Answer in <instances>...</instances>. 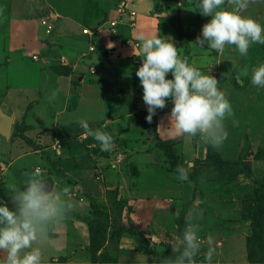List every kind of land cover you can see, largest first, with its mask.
Returning <instances> with one entry per match:
<instances>
[{"label": "rangeland", "instance_id": "rangeland-1", "mask_svg": "<svg viewBox=\"0 0 264 264\" xmlns=\"http://www.w3.org/2000/svg\"><path fill=\"white\" fill-rule=\"evenodd\" d=\"M121 1L92 0L96 6L90 13L92 22L96 24L101 22L100 27L106 29L108 21H118L124 17L118 12ZM136 1L132 9L141 15L145 14L147 7L153 8L152 0ZM172 1L177 3L178 9L190 12L189 15H182L179 11L175 17L167 18L170 23H175L177 26L178 35L185 38L186 43L176 45L178 53L182 57H187L190 63L193 61V64L201 71L215 76L218 80V88L231 102L233 114L226 117L224 121L228 136L219 147L209 144L200 133L194 136L188 135L190 143L185 145L182 139L178 138L173 142H163L155 131L154 115L152 121L148 122L145 120L146 113L137 112L134 115V118H137L135 120L137 124L132 136H142V138L136 146L134 145L135 148L132 149L134 152L132 155H125L126 151L122 148L123 141L120 139L117 142L119 147L116 148V146L112 150L115 160L125 166L121 167L124 174L119 173L125 193L124 191L120 193L113 188L107 190L104 198L99 199V202H95V207L103 221L107 223V227L103 231L105 239L103 234L102 236L97 234L94 237V244L92 243L88 248L87 257L89 260L112 261L122 249H144L152 253L149 256L151 264H165V258L175 257L177 254L176 248L179 242L176 237L182 233L187 223L195 222L199 225L198 235L201 238L200 249L195 257L197 264H264V224L260 223L264 219V159L255 156L258 151L264 150V87L251 83L252 68L264 63V44L253 43L246 56H242L234 45L227 44L223 51L207 48V45H204L202 49H193L191 41L200 34L202 24L210 17L198 11L196 0ZM144 3L147 6L143 5ZM46 4L48 8L43 7L42 14L55 10L54 5H56L65 16L63 22L68 19H79L83 22L81 11L84 6H90V0H46ZM220 7L232 10L233 0H224V4ZM241 12L264 24V0H248L247 7ZM54 15H50L54 21L51 34L55 30L56 16ZM83 17L86 18V16ZM10 18L11 20L13 18L11 14L0 10V29L11 38V33H15L16 30L9 29ZM11 24L12 27H16L18 22L12 21ZM124 26L126 24L117 26V36L119 27ZM98 27L99 24L96 27L90 25V28ZM108 29L111 31L112 28L108 27ZM19 36L18 42L13 44H19L21 40L25 41V35L21 33ZM43 37L47 38L44 35ZM97 38L98 31L94 40L87 39V46L83 45L84 48L78 49V53L84 52L86 56L92 55L95 60L97 59L88 61V66H74L75 55H68L65 59H61L62 64L58 67H53L54 65L47 62L41 69H47V71L54 69L61 73V70L68 71L74 66L75 72L79 70H85L89 74L100 72L104 64L101 59L104 57L102 53L107 50L100 47ZM90 44L94 45L95 51L89 50ZM35 50V48H29L25 55L22 51L16 53L17 56L23 54V58L30 62L31 67H34L31 54L35 53L37 58L41 55L37 52L38 48L37 51ZM62 53L64 54H59L60 58L66 55L65 52ZM245 69H247L246 72ZM92 70L95 72L92 73ZM233 75L236 76L235 83L230 79ZM236 82L242 85L243 89H237ZM2 95L3 93L0 92V100ZM41 102L43 103L44 100ZM105 112L108 114V110ZM87 115H92L94 120L104 116L103 113ZM20 121L21 119L18 118L8 140L13 148L16 146V149L10 150L16 156L15 162L26 156L32 157V154H29L32 150L24 133L26 128L19 125ZM49 130L50 128L43 131ZM100 148L90 149L96 159L100 153L108 154V151L101 150V152ZM134 157H136L135 160ZM1 166L0 164V169H2ZM37 167L42 169L45 176L50 174V171L46 172L39 165L33 167V170L35 171ZM179 167L187 169V179L178 178ZM140 168L136 177L131 179L129 174ZM25 174L26 172H23L26 178ZM60 175L61 173L57 172L55 179L58 187L64 185V179H58ZM256 178L261 179V183L255 181ZM127 184L130 188L125 186ZM134 199H141L145 204L153 201L154 203H151L153 205L147 204V209L153 214L148 215L147 218L140 216L139 219L142 220L133 219L131 213L134 208L128 203ZM140 209L141 207L137 208L139 213ZM91 211L90 206L84 215L89 218ZM190 213H197V215H190ZM256 229L261 233L260 244L257 246L258 249H255L260 253L258 263L251 262L248 255L253 249L252 238L255 237Z\"/></svg>", "mask_w": 264, "mask_h": 264}, {"label": "crops", "instance_id": "crops-1", "mask_svg": "<svg viewBox=\"0 0 264 264\" xmlns=\"http://www.w3.org/2000/svg\"><path fill=\"white\" fill-rule=\"evenodd\" d=\"M152 1L153 8L147 7L148 10L141 15L132 9L133 3L137 1L127 0L128 11H125L122 15L124 17L118 21L110 20L115 21L114 28L110 31L108 29L111 28L110 21L107 22L106 29L100 27L101 22H97L99 24L97 29L90 28V25L92 27L97 25L96 22H92V16L90 17L91 10L96 7L92 0L89 7L82 8L83 22L79 19H68L63 22L65 16L56 5H54L55 10L42 14V8H48L46 0H0V10L13 16L12 20L11 18L9 20V29L16 30L15 33H11L10 38L0 29V92L3 93L0 100V164L2 165L0 198L4 202H9L6 186L11 183L19 185L25 179L23 172L34 171L33 167L39 165L46 172L50 171L46 178L54 187H58L55 181L57 172L61 173L58 179L63 178L64 185L58 188L67 189V198L74 204L60 223L50 227L49 239L42 245L43 264H151L150 254L139 249H122L112 261L89 260L87 256L90 247V230L87 221L91 215L88 218L84 214L90 209V197L102 199L107 190L113 188L125 193L120 181V174H124L121 167L125 166L115 160L112 150L120 139L123 141L122 148L126 151L124 154L132 155L134 152L132 149L142 138V136H132L137 124L134 115L140 111L146 113V105L142 100V85L136 75V69L142 63V57L135 54L139 50L140 43L137 33L143 31L149 35L159 29L158 34L171 38L175 45L180 46L185 42V38L178 35L179 30L175 23H170L167 18L175 17L179 11L182 15H189V10L178 9L177 3L172 0ZM129 11H134L135 14L131 15ZM50 15L56 16L55 30L52 34L50 32L54 21ZM43 20L51 24L49 31L42 23ZM12 21L18 22V25L12 27ZM85 21L87 23H84ZM121 24L126 26L119 27L117 36L116 28ZM85 28L91 34L83 33ZM97 31L98 44L102 49L107 50L102 53L104 56L101 57L104 63L102 70L95 74H89L85 70L75 72L74 66H88V61L95 60L92 55L89 57L84 52L78 53V49L87 46V39L94 40ZM21 33L26 36L25 41L21 40L19 44H13L18 42ZM91 47L94 49V45L90 44L89 50L95 51L91 50ZM29 48H35V51L38 48L37 52L41 54L35 59L32 56L36 54H31L34 67L23 58ZM18 51H22L24 55L17 56ZM62 52L66 55L60 58L59 54H64ZM68 55H75V64L70 70L63 69L60 73L54 69L48 71L41 69L47 62L54 65L53 67H58L62 64L61 59H65ZM191 63L193 64V61ZM94 72L92 70V73ZM170 74L167 75L171 76ZM120 90L132 97L131 104L130 101L125 100ZM41 100L44 102L42 103ZM171 107V99L167 98L166 105L157 108L154 114V128L159 139L163 142H173L178 138L182 139L184 145L190 143L188 135H176L167 126ZM105 110H108V114ZM86 113H103L104 116L94 120L92 115ZM1 117L11 118L8 134L2 130ZM18 118L21 119L19 125L26 128L24 133L28 138L32 150L29 154H32V157L26 156L15 162L16 156L10 150L16 149V146L13 148L8 140ZM85 123L89 128H100L113 136L114 142L107 155L100 153L97 159L94 158V153L90 149L100 147V143L88 134ZM48 128H50L48 132L43 131ZM139 170L141 168L129 174L130 178L136 177ZM65 176L71 180L68 181ZM125 186L128 187L129 184ZM151 203L154 202L148 201L145 204L141 199H134L128 203L134 208L131 217L137 220L141 218L140 216L147 218L148 215H152L153 212L147 209V204L151 206L153 205ZM138 207H141L140 213Z\"/></svg>", "mask_w": 264, "mask_h": 264}, {"label": "clouds", "instance_id": "clouds-1", "mask_svg": "<svg viewBox=\"0 0 264 264\" xmlns=\"http://www.w3.org/2000/svg\"><path fill=\"white\" fill-rule=\"evenodd\" d=\"M223 4L224 0H196L198 11L210 19L191 41L193 49L207 45L223 51L227 44L234 45L246 56L253 43L264 44V24L241 12L248 0H233L232 10L220 7ZM158 33L159 29L149 35L143 31L137 33L140 43L135 54L142 57V63L136 75L142 85L145 120L151 122L157 108H163L170 98L172 107L167 125L170 130L176 135L200 133L209 144L219 147L228 136L224 121L233 114L230 100L218 88L215 76L182 57L172 39ZM251 83L264 87V63L252 68ZM84 126L102 150H111L114 138L109 132L89 128L86 123ZM177 171L179 179L188 178L187 169L179 167ZM25 176L19 185L6 186L9 202L0 198V264H43L42 245L49 239L50 227L60 223L74 207L73 201L67 198V189L52 186L39 167ZM198 231L197 223H187L176 237L177 254L165 258V264H197L195 257L201 239Z\"/></svg>", "mask_w": 264, "mask_h": 264}, {"label": "trees", "instance_id": "trees-1", "mask_svg": "<svg viewBox=\"0 0 264 264\" xmlns=\"http://www.w3.org/2000/svg\"><path fill=\"white\" fill-rule=\"evenodd\" d=\"M235 78H236L235 75H233L230 78L231 80H233V83H235ZM235 87L237 89H239V90L243 89L242 85H239L237 82L235 84ZM120 92H121V90H120ZM121 93L124 96L125 100H127L128 102L130 101L129 104H131V98L132 97L130 95L124 93V92H121ZM208 152H209V150H208ZM255 156L260 158V159H264V150L258 151ZM65 178L68 179V181L71 180L68 176H65ZM255 181L261 183V179H259V178H256ZM263 192H264V190H263ZM95 202H99V201L97 199H94V198L90 197V206H91L92 211L90 213L91 214V218H89V220L87 221V224H88V227H89V230H90V245H92V243L94 242L93 241L94 237L97 234H99L100 236H102V234H103V238L105 239V234H104L105 232H103V231L107 227V223H105L103 221V219L100 216V212L98 211L97 207H95ZM122 206H123V204H122ZM93 207H95V208L93 209ZM95 210H96V212H95ZM260 223L264 224V219ZM260 240H261V233H260V231L258 229H256L255 230V237L252 238V248L253 249L251 250V252L248 253L249 259H250L251 262H254V263H258L259 262L260 253H259V251L255 250V249H258L257 246L260 244V242H259ZM141 251H143L144 253H147V254L151 253V252H149V250L147 252V251H144V249H141ZM96 261L97 260H93V262H96ZM103 261H105V260H103Z\"/></svg>", "mask_w": 264, "mask_h": 264}, {"label": "built area", "instance_id": "built-area-1", "mask_svg": "<svg viewBox=\"0 0 264 264\" xmlns=\"http://www.w3.org/2000/svg\"><path fill=\"white\" fill-rule=\"evenodd\" d=\"M127 4H128L127 0H122L121 3L119 4L118 12L124 14L125 11H128L127 10ZM129 13L131 15H134L135 14L134 11H129ZM42 23L47 26V31H49L51 29L52 26H51V24H49L47 22V20H43ZM109 24H110L111 28L113 29L114 28V25H115V21H110ZM83 33L91 34V32L88 29H86V28L83 29ZM91 50H93V47H91ZM32 58L35 59L36 58V55H33Z\"/></svg>", "mask_w": 264, "mask_h": 264}, {"label": "water", "instance_id": "water-1", "mask_svg": "<svg viewBox=\"0 0 264 264\" xmlns=\"http://www.w3.org/2000/svg\"><path fill=\"white\" fill-rule=\"evenodd\" d=\"M2 120V130L5 134L9 133V126L11 123V118L10 117H1Z\"/></svg>", "mask_w": 264, "mask_h": 264}]
</instances>
